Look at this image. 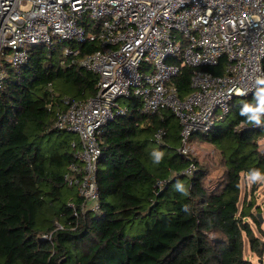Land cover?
I'll list each match as a JSON object with an SVG mask.
<instances>
[{
	"label": "trees",
	"instance_id": "16d2710c",
	"mask_svg": "<svg viewBox=\"0 0 264 264\" xmlns=\"http://www.w3.org/2000/svg\"><path fill=\"white\" fill-rule=\"evenodd\" d=\"M67 44L78 47L76 58L99 49L88 39L54 50L37 46L29 62L16 68L2 59L0 264H256L246 256V238L262 260L264 241L250 222L261 230L253 211L258 205L247 189L243 193L246 173H264V124L240 115L244 104L256 107L252 98L232 102L229 126L192 136L217 148L223 171L215 179L207 163L179 151L181 125L171 110L147 115L139 100L127 101L129 114L109 123L100 138L101 212L75 216L70 202L79 207L82 198L64 180L75 139L62 138L66 131L55 127L49 103L64 95L93 96L97 76L64 56ZM206 69L223 74L224 61ZM193 71L185 66L174 80L182 97L192 90ZM160 128L166 130L163 143L154 139ZM154 150L164 153L159 164L153 163ZM192 163L195 174H182ZM158 181H165L160 189ZM177 181L187 196L174 189Z\"/></svg>",
	"mask_w": 264,
	"mask_h": 264
},
{
	"label": "built area",
	"instance_id": "2783aa9c",
	"mask_svg": "<svg viewBox=\"0 0 264 264\" xmlns=\"http://www.w3.org/2000/svg\"><path fill=\"white\" fill-rule=\"evenodd\" d=\"M88 39L99 49L76 58L78 47L67 44L63 54L96 74L95 94L49 103L55 127L79 137L64 174L82 198L79 207L70 202L75 216L101 212L100 138L109 123L129 114L127 101L139 100L147 115L171 110L184 153L194 134L210 133L229 116L235 98H252L259 106L264 96L258 82L264 79V0H0V87L7 76L2 59L16 68L37 46L54 50ZM222 60L223 74L206 69ZM185 66L194 71L192 90L182 97L174 80ZM165 135L160 128L154 139L163 143ZM196 170L192 163L182 174Z\"/></svg>",
	"mask_w": 264,
	"mask_h": 264
},
{
	"label": "rangeland",
	"instance_id": "374dc122",
	"mask_svg": "<svg viewBox=\"0 0 264 264\" xmlns=\"http://www.w3.org/2000/svg\"><path fill=\"white\" fill-rule=\"evenodd\" d=\"M246 98L243 97H237L235 98V103H242L245 101ZM230 115V114H229ZM229 117V116H228ZM226 117L225 119L219 120L218 124H221L222 126H229L231 124V119ZM261 121L264 124V117H261ZM62 138H64L66 141L69 142L70 139H79L77 134L63 132L61 134ZM190 138V143L188 144L186 148V152H184L186 155L190 156L191 158H197L200 162L207 163L210 167V175L209 177L211 179L217 178L223 171V167L220 166V159L221 156L216 150L217 148L209 143L206 142H200L195 139ZM259 145L262 150H264V137L259 140ZM70 187V186H68ZM246 187V188H245ZM245 189L248 190V199L254 198L256 204L258 206H255L253 211L255 213H260L259 209H261L262 213L264 214V182H260L257 185V188L255 190L252 189V183L248 182L247 179L243 182V193L245 192ZM70 190H73L70 188ZM251 225L255 229V233L261 237V239L264 241V220L261 221V230H259L255 223L250 219ZM139 228V226H137ZM246 256L251 258L256 264H264V256L261 260L256 254H253L250 251V244L248 239L246 238Z\"/></svg>",
	"mask_w": 264,
	"mask_h": 264
},
{
	"label": "clouds",
	"instance_id": "9594fccd",
	"mask_svg": "<svg viewBox=\"0 0 264 264\" xmlns=\"http://www.w3.org/2000/svg\"><path fill=\"white\" fill-rule=\"evenodd\" d=\"M258 82L264 83V79H260ZM260 91L261 93H264V89H261ZM261 114H264V96H261L259 106L253 107L250 104H244L240 110L241 116H245L249 123H253L257 126H260L262 124ZM151 156L153 159V163L159 164L163 159L164 153L159 150H154L151 153ZM246 179L250 183L264 182V173H262L259 169H252L248 173H246ZM174 189L184 196H187L189 194L185 185L180 181L176 182V184L174 185ZM186 209L187 206H185L184 210Z\"/></svg>",
	"mask_w": 264,
	"mask_h": 264
},
{
	"label": "water",
	"instance_id": "95a60500",
	"mask_svg": "<svg viewBox=\"0 0 264 264\" xmlns=\"http://www.w3.org/2000/svg\"><path fill=\"white\" fill-rule=\"evenodd\" d=\"M259 217L261 218V221L264 220V214L262 212L259 213Z\"/></svg>",
	"mask_w": 264,
	"mask_h": 264
},
{
	"label": "crops",
	"instance_id": "0c3cea01",
	"mask_svg": "<svg viewBox=\"0 0 264 264\" xmlns=\"http://www.w3.org/2000/svg\"><path fill=\"white\" fill-rule=\"evenodd\" d=\"M76 190V189H75Z\"/></svg>",
	"mask_w": 264,
	"mask_h": 264
}]
</instances>
